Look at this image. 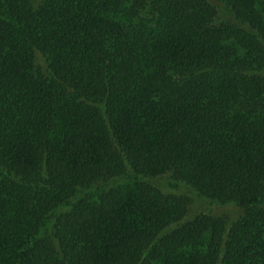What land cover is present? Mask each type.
<instances>
[{"label":"trees","instance_id":"trees-1","mask_svg":"<svg viewBox=\"0 0 264 264\" xmlns=\"http://www.w3.org/2000/svg\"><path fill=\"white\" fill-rule=\"evenodd\" d=\"M0 264H264V0H0Z\"/></svg>","mask_w":264,"mask_h":264},{"label":"rangeland","instance_id":"rangeland-1","mask_svg":"<svg viewBox=\"0 0 264 264\" xmlns=\"http://www.w3.org/2000/svg\"><path fill=\"white\" fill-rule=\"evenodd\" d=\"M155 181L161 184V182H163L164 180L162 177L156 179ZM176 191L181 192L182 194H186L191 199L188 219H192L196 214L199 213H207L219 217H225L228 219H232L237 215L236 213L237 208L234 205H220V204L206 203V201L199 199L194 192L189 193L186 191H178V190Z\"/></svg>","mask_w":264,"mask_h":264}]
</instances>
